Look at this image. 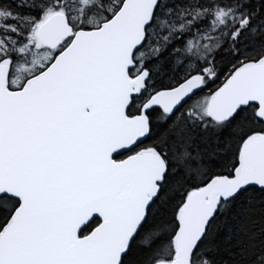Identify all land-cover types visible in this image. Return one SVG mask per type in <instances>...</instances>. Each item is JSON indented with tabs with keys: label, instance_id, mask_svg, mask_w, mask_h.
I'll return each instance as SVG.
<instances>
[{
	"label": "snow or ice",
	"instance_id": "1",
	"mask_svg": "<svg viewBox=\"0 0 264 264\" xmlns=\"http://www.w3.org/2000/svg\"><path fill=\"white\" fill-rule=\"evenodd\" d=\"M0 264H264V0H0Z\"/></svg>",
	"mask_w": 264,
	"mask_h": 264
}]
</instances>
